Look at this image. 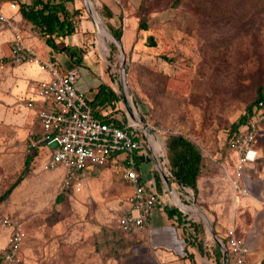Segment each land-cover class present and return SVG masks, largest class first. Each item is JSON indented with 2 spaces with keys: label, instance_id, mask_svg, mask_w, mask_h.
Masks as SVG:
<instances>
[{
  "label": "rangeland",
  "instance_id": "rangeland-1",
  "mask_svg": "<svg viewBox=\"0 0 264 264\" xmlns=\"http://www.w3.org/2000/svg\"><path fill=\"white\" fill-rule=\"evenodd\" d=\"M119 1L125 8L121 10L119 41L111 36L99 0H91V5L87 2L98 29L84 0L71 4L81 11L75 21L85 41L73 49L90 52L87 64L98 65L99 75L120 97L123 84L128 101L141 117L163 131V139L181 134L198 145L203 168L196 195L189 188L183 191L176 181L171 184L183 203L204 211L215 224L222 217L247 216L229 201L222 164L230 154L224 147L229 125L264 83V9L259 10L264 0H181L177 7L171 6L172 0H146V30L137 28L138 0L130 8L128 0ZM119 8L113 7V18L119 15ZM149 35L155 46L147 44ZM79 39V34H71L66 42L78 44ZM36 44L44 49L42 40L37 39ZM3 59L0 57V63ZM78 69L77 86L88 83V70L80 65ZM86 91L91 95L89 87ZM2 95L0 92V100ZM38 130L34 113L21 100L0 102V194L23 168L29 139ZM258 150L264 154V136ZM42 162L40 156L31 155L29 172L0 202V216L19 218L26 231L19 264H95L99 260H94L95 246L105 247V233L115 239L114 245L125 237L117 222L129 187L115 169L91 166L85 170L82 190L65 195L60 173L44 170ZM148 165L147 170L153 166ZM212 184L217 188L212 189ZM60 193L63 198L55 203ZM212 193L216 196L208 199ZM161 200L170 207L176 204L167 193ZM190 215L196 217L195 212ZM205 229L208 243L213 244L207 223ZM6 236L0 227V251L6 247ZM100 261H104L103 255Z\"/></svg>",
  "mask_w": 264,
  "mask_h": 264
},
{
  "label": "built area",
  "instance_id": "built-area-1",
  "mask_svg": "<svg viewBox=\"0 0 264 264\" xmlns=\"http://www.w3.org/2000/svg\"><path fill=\"white\" fill-rule=\"evenodd\" d=\"M119 3V0H116ZM11 9H17L16 0H10ZM0 26L11 31L9 52L4 63L7 66L33 64L47 73L42 79L27 82L30 93L35 96L25 101L26 107L35 109L36 123L39 127L27 145L31 155L43 159L44 170H59L62 173L61 191H80L82 182L79 174L91 166L115 169L120 180L130 189L125 197L123 210L118 216V228L132 236L137 233H150V220L156 205L166 193L172 197L175 193L164 139L161 129L151 125L137 112L132 102L127 110L122 96L118 102V111L98 117L93 105L85 93L76 86L80 78L77 66L62 70L58 63L44 59L28 44L22 36V25L12 17L0 11ZM120 96V95H118ZM133 109V110H132ZM147 129H150L154 136ZM157 133H161L158 134ZM162 135V136H161ZM264 136V98L259 99L251 115L229 139V148L236 156L233 175L227 177L234 198L247 195L250 185L247 182L249 162L255 159L256 150ZM162 138V139H161ZM143 155L154 164L162 184L161 191L156 189V179L151 170L142 171L136 158ZM146 173V174H145ZM163 173L172 188L169 193ZM250 173V172H249ZM172 178V179H171ZM180 200V198H179ZM174 201V200H173ZM181 201V200H180ZM185 206H189L181 201ZM182 213L183 226L193 234L190 223L203 218L200 209L187 210L174 204ZM196 206V204H195ZM196 213V217L190 214ZM204 219V218H203ZM0 227L9 230L6 247L0 251V264H18L19 251L25 238V229L21 220L12 216H0ZM229 264H254L251 261L250 247L245 237L238 236L235 227L225 231V243L219 238Z\"/></svg>",
  "mask_w": 264,
  "mask_h": 264
},
{
  "label": "crops",
  "instance_id": "crops-1",
  "mask_svg": "<svg viewBox=\"0 0 264 264\" xmlns=\"http://www.w3.org/2000/svg\"><path fill=\"white\" fill-rule=\"evenodd\" d=\"M76 1V0H75ZM128 8L133 7L135 0H128ZM10 0H0V11H2L5 15L14 18L17 20L23 27L22 32L25 33L24 41L26 44L31 46L37 53L44 59H51L59 64L62 70H67L71 66H77L74 64L70 56L65 51H56L49 46H47L44 40L38 35L34 27L30 22L24 21L21 17L20 12L18 11L19 4L25 3L30 4L33 0H16L17 9H11L9 6ZM132 2V4H131ZM140 0L136 3L139 5ZM99 3L107 6L112 13L114 14V8H119L120 11L123 10L124 7L121 4L116 2V0H99ZM70 5V7H69ZM68 8L71 10V3L67 4ZM138 7V6H137ZM117 9V10H119ZM119 14V12H118ZM114 17V15H113ZM110 18L114 20L115 18ZM83 26V25H82ZM87 25H84L83 30L85 31ZM125 36L128 34V30L124 31ZM80 37V41L78 44L68 43L71 47L74 57H77L80 66H84L88 70V76H86L87 82L85 84L76 83V86L79 90H82L89 102H95L96 94L98 92V87L101 83L110 86L106 82V78L101 77L98 72V65L92 66L93 64H87V59L91 58L90 52L83 54L79 51H75L73 47H81L82 43H84V37L82 31L79 32L77 29L75 33ZM72 34V35H73ZM11 39V31L8 28H3L0 26V57L5 59L9 52V41ZM37 39L42 40L44 43V49L39 50L37 48ZM126 39V37H125ZM81 43V45H79ZM58 58V59H57ZM62 59V61H60ZM3 63V62H2ZM78 67V66H77ZM94 67L96 70L92 69ZM0 72V92L4 93L3 99L0 102H8L16 103L17 101H22L25 104L26 99L35 98L30 93L29 87L27 86V82L32 79H42L47 77V73L40 70L36 65L33 64H20L16 66H7L5 63L1 66ZM97 71V72H96ZM85 88H84V87ZM89 87L91 91V95H88L86 88ZM111 87V86H110ZM112 88V87H111ZM113 89V88H112ZM115 91V89H113ZM118 95V93L115 91ZM123 98V97H122ZM92 104V103H91ZM94 110L98 117H104L106 115H102L105 113H109L110 105H94ZM34 113L35 121L36 114L35 109H30ZM230 151L228 155L227 161L222 164L223 171L225 172L224 176L229 177L233 175L235 170L236 156L233 152ZM256 157L253 161L249 162L251 169L248 174L247 182L250 185V192L247 195L241 196L239 198H234L232 195H229L230 203L237 209H240L239 212H247L246 215H237V216H229L220 218L217 223H213V230L218 238L225 239V231L227 228L235 227L236 233L238 236L245 237L249 247H250V259L254 262V264H260L263 256H264V154L260 150H256ZM138 164L141 166L142 171L146 173H151L149 170L154 169V164L152 168L148 170L146 167H149V162L147 158L143 155H139ZM43 160V159H42ZM86 170V169H85ZM85 170L79 174V177L82 182L83 188L84 181L87 178L85 175ZM146 170V171H145ZM155 170V169H154ZM62 179V173L57 170ZM145 173V174H146ZM156 174L154 172V178L156 182H158ZM159 176V175H158ZM226 179V178H225ZM228 179V178H227ZM160 180V177H159ZM197 186L199 184V180H197ZM228 182V192L231 193L230 183ZM157 184V183H156ZM61 185V183H60ZM212 189H216L217 187L212 184ZM175 189V188H174ZM187 191V188H183V191ZM190 189V188H189ZM80 192V191H66L67 194L69 192ZM65 192V193H66ZM175 192L179 198V191L175 189ZM185 195V194H184ZM216 196V195H215ZM213 193L210 195L208 199H212L215 197ZM164 201V200H163ZM162 200L157 203L156 209L153 217L150 220L151 231L150 233H137L132 236H127V234L123 233L124 236L120 237V241L117 245L112 243L113 237H107V233L103 235V244L104 248L101 249V246H95L96 255L95 261H98L95 264H216V252L218 250L219 245L213 241L214 243H208L209 237L207 236L205 224L208 222L199 221L204 226V238L202 242V249L198 248L197 244L187 245L185 242V232L186 229L183 226V218L181 221H177L175 216H168L166 209L170 207V205L166 204ZM159 204V205H158ZM179 210V209H178ZM180 211V210H179ZM181 212V211H180ZM182 214V213H181ZM13 217V216H12ZM17 218V217H16ZM19 219V218H18ZM20 220V219H19ZM211 221H213L211 219ZM24 226V225H23ZM6 231V243L7 237L9 234V230L4 228ZM25 229V228H24ZM26 232V231H25ZM26 237V235H25ZM211 238L213 239L212 235ZM214 240V239H213ZM98 245V244H97ZM218 245V247H217ZM21 248V247H20ZM220 249V247H219ZM104 250V251H103ZM100 252V253H98ZM221 252V250H220ZM100 255H103L104 261H100ZM222 255V252H221ZM20 259L22 260L21 252L19 251ZM21 262V261H20ZM221 264H222V256H221ZM229 264V263H227Z\"/></svg>",
  "mask_w": 264,
  "mask_h": 264
},
{
  "label": "trees",
  "instance_id": "trees-1",
  "mask_svg": "<svg viewBox=\"0 0 264 264\" xmlns=\"http://www.w3.org/2000/svg\"><path fill=\"white\" fill-rule=\"evenodd\" d=\"M75 0H33L30 4H19L18 11L24 21L30 22L38 35L44 40L45 44L56 51H65L72 59L74 64L78 66L79 61L77 57H74L71 47L66 42V38L75 33L77 30V22L75 19L80 15V9H69L67 4H73ZM146 0H140L137 7L138 25L139 30L148 29L147 17L143 6ZM181 0H172L171 6L177 7ZM264 9V4L261 5L260 11ZM102 17L106 20V24L111 31L113 37L116 40H120L122 36V11L119 15L111 20L113 17L112 11L105 5H102L100 9ZM118 23V24H117ZM147 44L149 46H155L156 41L153 35L146 37ZM114 47V45H113ZM264 98V83L257 86L253 99L246 105L244 112L229 125L228 133L225 139L224 147L226 150L229 148V139L237 132L238 128L247 120L251 115L253 105L259 100ZM120 96L115 91L103 83L98 87L95 102H90L94 105H110L113 110L111 113L118 111V102ZM109 116H104L103 120H109ZM164 146L166 157L168 159L170 172L172 178L182 188H190L194 195L197 193V180L202 174L203 157L198 145L181 134H169L165 136ZM140 157H137V162ZM31 161V155H27L24 159L23 168L15 179L10 182L6 188L0 194V202L8 197L10 192L15 188L29 172V164ZM158 182H156V189L161 191L162 184L159 180L158 174H156ZM171 178V179H172ZM69 190V189H68ZM67 190V191H68ZM65 195L67 194L64 193ZM63 198L60 193L55 198V203H59ZM183 207V204L179 201H175ZM168 216L174 217L177 221H181L182 214L176 207H170L166 209ZM193 234L185 229V242L187 245L197 244L198 248L202 249V242L204 238V226L200 222L190 223ZM225 243V239H222ZM218 247V245H217ZM221 252L218 247L216 252V264H221ZM21 261V259H20ZM20 263V262H19ZM18 263V264H19ZM264 264V256L260 262Z\"/></svg>",
  "mask_w": 264,
  "mask_h": 264
},
{
  "label": "water",
  "instance_id": "water-1",
  "mask_svg": "<svg viewBox=\"0 0 264 264\" xmlns=\"http://www.w3.org/2000/svg\"><path fill=\"white\" fill-rule=\"evenodd\" d=\"M84 1H85L86 9H87V11L89 12V14H90V16H91V18H92V20H93V22H94V24H95V26H96V28H97V24H96L94 18L92 17L91 12H90L89 9L87 8V2L90 3L91 0H84ZM97 29H98V28H97ZM111 36L113 37V35H111ZM113 40L116 41V39H115L114 37H113ZM118 49H119L120 53L123 52L121 46H119V45H118ZM122 74H123V73H122ZM122 89H123V90H122V96H123V100H124L125 107H126L127 110L131 113V111H130V106H129V102H128V99H127V97H126L125 89H124L123 84H122ZM147 130H148V132H149L151 135L154 136V133H153L150 129H147ZM161 174H162V177L164 178V180L166 181V184H167V188H168L169 193H171L172 188H171V185H170V183H169L167 177H166L163 173H161ZM199 212H200V213L202 212V213H204V214L206 215V219H207L206 221L208 222V228H209V231H210V233H211V235H212L214 241L219 245V247L223 248V245L221 244V242H220L218 236L215 234V232H214V230H213V224H212L211 219L209 218V216H208L204 211L200 210ZM222 264H227V258H226L225 251L222 253Z\"/></svg>",
  "mask_w": 264,
  "mask_h": 264
},
{
  "label": "bare ground",
  "instance_id": "bare-ground-1",
  "mask_svg": "<svg viewBox=\"0 0 264 264\" xmlns=\"http://www.w3.org/2000/svg\"><path fill=\"white\" fill-rule=\"evenodd\" d=\"M89 5H91V1H90V3H89ZM94 11V14L96 15V17H97V14L95 13V10H93ZM173 195V198H174V201H179V202H181L180 200H179V198H178V195H177V193H173L172 194ZM183 207L185 208V209H187V210H193L191 207H189V206H185V205H183ZM199 214H201L200 212H199Z\"/></svg>",
  "mask_w": 264,
  "mask_h": 264
}]
</instances>
